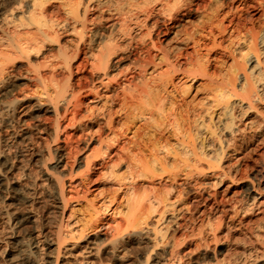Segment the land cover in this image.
<instances>
[{
  "label": "bare ground",
  "instance_id": "bare-ground-1",
  "mask_svg": "<svg viewBox=\"0 0 264 264\" xmlns=\"http://www.w3.org/2000/svg\"><path fill=\"white\" fill-rule=\"evenodd\" d=\"M235 3H238L236 8L233 7ZM259 12L261 15L256 17ZM260 17L264 19V0H0L1 82L13 74L14 69L10 72L9 65L12 64L13 68L15 60H29L38 56L27 64L33 75L27 76L26 83L38 95L35 118L44 123L39 131L47 133L50 143L62 138L64 154H53L58 163L65 156L80 151L78 136L83 134L74 136L69 132L70 128L76 122L83 123V120L97 122L96 118L101 116L102 122L99 121L97 131L94 130L98 133L95 138L97 149L92 148L94 152L92 155V151L88 153L90 157H83L85 179L74 184L77 188H84L82 194V191L76 193L77 198H82L89 189L91 176H88L93 168L99 165L110 173L111 155L115 153L119 160L122 156L120 153L125 146L124 143L120 144L121 137L114 130V123L124 119V122L143 121L145 128L155 124L151 126L155 132L152 138L130 139L129 143L138 145V150L133 155L137 157L135 164L126 167L129 173L118 179L115 175L112 177L119 183L117 189L122 191L125 207L121 221L117 219L115 223L114 237L106 240L108 252H114V245L125 237V233L126 237L138 233V227L145 221L144 215L156 210L160 219L170 208L172 211L173 202L161 193L162 189L157 194L152 193L151 189L152 195L149 194L150 189L145 190L140 181L143 178L163 175L169 181V191L177 196L173 199L186 198L181 202V207L185 206L187 212L197 211L194 208L201 203L206 208L205 212L200 210L207 215V221L209 213L218 214L216 221L220 225L226 221L229 207L225 208L224 199L222 201L221 197L219 200V194L216 198L215 194H210L212 192L204 197L202 192L208 185L221 186L223 180L225 183L224 178H228L227 168L223 166V160L229 156L226 150L230 148V151L236 152L246 146H243V141L251 127L240 130L235 126L237 121H246L249 115L255 113V118L260 121L255 126L256 136H262L264 131V114L259 112V107H264V22L261 26L257 25ZM193 18L196 19L195 24L190 22ZM173 42L177 43L176 46L170 45ZM86 53L89 55L86 56ZM81 56L83 58L80 60ZM224 59L231 63L227 64L228 61ZM96 104L101 105L100 110L95 106L99 116L91 107ZM45 110L53 114L52 119L42 118L40 113ZM157 119L162 120L159 124L156 122L158 125L155 123V120L159 121ZM248 124L250 121L244 125ZM105 129L108 134L103 136L101 132ZM164 131L175 138L172 142L174 148H169L171 138H164ZM222 134L226 137L223 138ZM239 136L241 138H237ZM150 147L152 150H157V147L161 149L164 157L154 158L152 164H146L141 156L138 157L139 150ZM166 156H171V163L165 161ZM39 157L43 165L46 160H52V153L48 151L46 156L39 154ZM58 163L50 168L54 173L44 172L45 181L52 187L53 192L50 193H54L52 206L59 212L57 223L54 219L52 231L41 236L42 240L39 238L42 231H39L28 245L30 249L22 246L19 254L14 252L10 236L1 234L0 264H39L37 256L41 254V246H45V264H102V258L96 263L76 257L82 255L92 260L101 257L97 249L77 248L88 222L95 220L99 211L96 209L88 219L84 217L86 221L83 220L82 225L81 220L68 214V201L73 197L64 194V184L60 179L71 175L72 170L67 175H55ZM214 167L219 171H209L213 178L203 184L204 170H213ZM14 168L11 160L0 153V218L10 229L19 222H34L30 210L17 211L12 205L19 200L25 203L36 201L29 193L30 187L9 175ZM111 176L110 173L107 178ZM189 186L196 193L193 191L194 196L186 197L188 194H185V190ZM255 193L261 197L259 188ZM252 199L253 203L255 197ZM233 207L234 204L230 206L232 210ZM238 210H233L234 216ZM172 214L169 213L166 218L171 220L174 217ZM216 234L214 232L213 235ZM154 236L158 238V243L164 239L158 234ZM141 264H150L149 256Z\"/></svg>",
  "mask_w": 264,
  "mask_h": 264
},
{
  "label": "rangeland",
  "instance_id": "rangeland-1",
  "mask_svg": "<svg viewBox=\"0 0 264 264\" xmlns=\"http://www.w3.org/2000/svg\"><path fill=\"white\" fill-rule=\"evenodd\" d=\"M237 5L238 3H235L233 7L235 6L236 8ZM259 15H261V12H259L256 15V17H258ZM190 22L191 23L193 22L195 24L196 19L193 18ZM263 22H264L263 17L262 18L260 17V19L257 22V25L261 26ZM172 44L176 46L177 43L175 42L170 43L171 46H174ZM203 53L205 54V51H202V54ZM88 55L89 54L86 53V56ZM82 56L80 60L83 58ZM36 58H38V56L30 57L29 60L25 58L17 59V61L15 60L13 64V68H11L12 64L9 65L10 72H12L11 70L14 69V72L10 76V78L5 82H1V76H0V153L3 156H7L15 166L14 170L9 175L12 176L13 178H19L22 185L30 187L31 190H29V193L33 194V196L36 198V201L33 203H25L24 201L19 200L12 205L13 208L17 211L18 210L22 211L24 209L30 210L34 217L33 223L30 221L21 222V223L19 222L18 224L16 223L12 229H10L8 224L3 222V220L0 218V235L2 234V236L4 235L10 236L11 246L14 252H16V254H19V250L22 249V246L25 249H30L28 245L34 240V237L37 236V233L39 231H42L39 238L41 236L43 237L45 234L47 235L50 234V232L52 231L51 225L53 226L54 222L59 218L58 210L56 209L55 206H52L54 205V199H53L54 193H50L52 191L51 190L52 187H50V184H48V182L45 181L44 172L54 173V171H52L50 168L51 166H53L58 162L56 161V156H54L53 154L62 155L64 154V150L62 149V145H63L61 140L62 138L59 139L57 142L50 143V141H48L47 133L43 134L39 131V129L44 127V123L37 121V119L35 118L36 115L35 104L37 102L38 95H36L37 93L34 90L29 88V84L26 82H27V78L33 75L30 74L33 71L30 67H28L27 64L30 60L34 61ZM224 60L228 61L227 64L231 63L230 60L228 59H224ZM199 82L201 83V81ZM81 97L82 96H80V98ZM12 100L13 102H11ZM95 106L96 108H98V110H100L99 108L101 105L100 104L91 105V107L94 108L95 111H97L96 115H98L99 112L98 110H96ZM85 108L86 107L84 106L83 111ZM259 112L264 114V107L260 106ZM41 114H42V118H46V119L53 118V114L48 113L46 110L41 112L40 115ZM253 114L254 115L252 114L249 115L250 117H248L246 121L241 120L236 122L235 126L240 130L241 128L244 127H248V128L251 127V129H248L246 138L243 141L244 143L243 146L246 145L244 148L242 147L241 149L236 150V152L232 151V149L231 152L229 150L230 148L226 150L229 156L225 158V161L223 160L224 163L223 166L224 167L226 166L225 169L227 168L226 170L228 171L229 174H228V178L227 177L224 178L225 183L223 180L222 182L223 184H221V186L212 187L211 185H208L206 189L203 190L202 192V195L204 197L207 196L206 194L212 192L210 194H215L216 198L219 197V200H221L220 199L221 197H222V201L224 199L223 203L225 205V208L227 209V207H229V211H230V212L228 211L226 215L228 214L230 215H228V217L225 215L226 221H223L222 223L223 225L218 224V221H216L217 219L216 216L218 215L217 213L216 214L213 213L214 215L212 213H209L208 221H207V215L205 213H202L206 211V208L202 206L203 204L201 203L199 204L200 207H198L199 205H197L198 208L197 207L194 208L197 209V211L192 210L195 214L192 211L187 212V209H184L186 208L185 206L182 208L181 202L184 199L186 200V198L182 197L180 199L179 198L175 199L177 196L176 194L173 195L171 191H169L170 188L168 189L167 186L169 181L165 180L163 178V175H159V177L155 176L150 179L143 178L140 181L143 185V188L146 187L145 190L147 189L148 191L150 189L148 191L149 194L151 195L152 193L157 194L158 191L162 189L161 193H163L165 197L166 195L168 196V199L173 202L174 208L172 207V211H170L171 210L170 208L169 210L170 212L168 211V213L166 212L167 214L166 213L163 214L164 216H162V218L160 219L158 212L156 210H155L156 213L155 211L153 212L152 210L148 214L144 215V218L145 217L146 218L144 223L141 224L140 227H138L137 229L138 233L130 236L127 235L126 237L125 234L127 233L124 232L125 234L123 233L124 234L123 236L125 237H122L123 239H119L118 240L119 242L118 241L116 242L118 244L114 245L115 249L113 253L108 252V247L106 244L110 238L114 237L113 236L115 235L114 228L116 226L115 223L121 221L120 219H122V217L120 216L122 215L121 213L123 212L125 207L124 199L122 197L123 196L122 191L121 190L119 191V189H117L118 187L117 184L119 183L118 181L116 182V178L118 179L119 176L120 177L126 176L129 173V171L126 168L127 165L129 166L135 164V160L137 159V157L134 158L133 155L136 154L135 151L138 150L137 149L138 145L135 146L134 143H131L132 144L131 145L129 143L131 141L130 139L135 140L136 138H143L144 140H146L149 139V136L150 138H152L155 132H154V128H151V126L153 127L155 124L154 125L150 124V126H146L145 128V125H143V121L140 122L139 120H136L137 122L136 123L135 121L131 122L129 120L124 122L125 121L124 119H121L119 121L117 120L118 123L117 122H116L117 124L114 123L113 128L114 130H116L118 136L120 134V137L122 139V140L120 139V144L124 143L125 149L120 153L122 156L118 155V157L121 156L120 160L119 158H116L115 153L114 155H111L113 156V160L111 163L112 164L111 167H109V172L111 173L112 176L107 178L108 176H110V173L105 172L104 168H101L99 165H97L98 167L96 166L91 170V172H89L88 178L91 176L89 178L90 183L93 180L92 184L89 183L88 185L89 189L87 188L88 190L84 192L82 198L81 197L77 198L76 193L78 191L79 192L82 191L80 193L82 194L84 188L80 189V186H78L79 188H77V186L74 184L80 182V180L85 179L84 176L85 168H84L83 157L85 156L90 157L94 152L93 150L97 149L95 138L98 133L96 134L95 132L97 131L96 129L98 127L97 125H99L100 122H102V120L100 118L101 116L98 117L99 116L98 115L97 116L98 118H96L97 122H92L89 120H83V123L76 122V124H74V126L70 128V131L69 129L68 131L70 133L75 134L74 136L76 135L78 136L82 134L84 135V136L83 135L78 136L80 137L78 141V147L80 151L77 154L73 153L71 156L68 157L67 155L65 156V158L61 159V162L57 164L58 169L57 171H55V175H59V176L67 175V173L72 170L71 175L62 177L60 180L63 181L64 184V194L67 196L71 195L73 197V200L68 201V206H69L68 214L73 216V218L75 217L77 220H81L80 221L81 225L83 223V220L86 221L84 217L89 218L96 209L99 211L97 216H95V220L97 221L92 219L91 222L90 221L88 222L89 227L88 226L86 227L87 230H85V232L83 233V238L79 241V246L77 248L81 250L83 248H85V250H88L87 248H94L99 251L98 256H101L99 258L97 257L95 260H92V258L88 259L86 257H83L82 255H77L76 257L78 258V260L94 261L97 263V261L99 262V259L102 258L101 259L102 264H141L142 260H144L146 256H149L150 264H263L264 263V214H263L264 212L263 210L264 209V198H263L264 197V142H263L264 131L262 136L260 137L256 136L257 131L255 129L256 128L255 126L257 124H260V121L255 118L256 114L255 113ZM157 120L159 121L155 120V123L157 122L158 124L161 123L162 121L160 119ZM248 121H250V124L244 125ZM157 123L156 125H158ZM5 129L7 130L4 131ZM94 130L96 131L94 132ZM168 131H164L163 132L164 135L162 134V136H165L164 138H171L169 139V144H170L169 148H174L175 145L172 144V142L174 143L175 138L171 136ZM101 133L103 136H106V134H108V130L107 129L102 130ZM141 133H143V135ZM92 134L94 135L96 134L95 137ZM167 134H169L170 137ZM134 135L137 136L135 137ZM247 135L249 139H247ZM221 136L223 138L226 137L225 134L224 136L223 134ZM132 137H134L135 139ZM237 138H241V137L239 136ZM75 140L76 139H74V141ZM253 147H255V150ZM156 149L157 150L154 149L152 150L151 147L148 149L145 148L140 149L139 150L140 153L138 157L141 156L143 158L144 163L146 162L147 164L149 162L148 164H152L151 161H153L154 158L159 159L161 158V156L164 157L162 154L164 152L162 151L160 153L161 149H158V147ZM243 149H246L247 151ZM48 151L52 153V160L50 161L46 160V162L42 165V158L39 157V154L46 156ZM90 152L91 155H88V153ZM166 157L168 161L166 159L165 161L171 163L169 162L172 161L171 156H166ZM229 164L230 167L232 165L233 166L230 168ZM228 168L231 172L228 170ZM205 170H204L205 174L202 176L203 184L205 182L210 181V179L213 178V176H211L212 172L209 171H214V172L219 171V169H216V167H214L213 170L211 169L210 170L205 169ZM230 173L232 174V176H230L231 175ZM113 175H115L116 177L115 179L113 178L114 180L112 179ZM189 188L190 186L185 190V194H188L187 196L185 195L186 197L194 196L196 193V190L193 187H191L190 189ZM207 188L208 189L211 188V189L208 190ZM257 188H259L261 192V197L259 195L257 196V194L255 193ZM151 189H153V192ZM193 191L195 193L192 194ZM48 192L50 193V195ZM168 192H170L171 195ZM75 197L76 199H74ZM173 197L175 198L173 199ZM252 197H255L253 203H252L253 200ZM176 200L177 201L181 200V201L177 202ZM238 200L241 203L238 202ZM102 201H104L105 207ZM171 201L169 203H172ZM228 202H231V204ZM233 204H234L233 210L235 208H237L238 210L239 208V210L236 211V214L237 213L238 214L235 216H234L235 213H233L234 211L232 210V208H230V206ZM177 207L179 208V210ZM241 207L244 208V213H243V208ZM200 209L201 210L203 209L202 212ZM246 209L249 210L247 211ZM120 210H121L120 213L117 212ZM177 211L178 212L181 211L180 213L182 215V219H180L181 215H179L180 213L178 214ZM169 213L170 214L173 213L172 216H174L171 217V220L170 218H166L169 216ZM229 216L232 217L230 218V220H229ZM196 217H200V218H196ZM117 219L119 220L117 221ZM193 219L195 223H193ZM209 219L212 220V222ZM168 220L169 223L167 222ZM179 220H182L183 222ZM205 222L207 223V225ZM56 223L57 221L55 222V224ZM201 223H203L202 226H200ZM110 226H112L113 228ZM187 226L188 228H186ZM220 226L221 227L224 226V228H221ZM156 228H159L158 229L159 231H156ZM200 228L201 230H199ZM207 228L208 230H206ZM247 228L250 229L248 230ZM217 229L219 230V232ZM225 230L228 232L226 233ZM196 231L197 233H195ZM191 232L194 233L192 234ZM214 232L218 234L214 236L213 235ZM154 234H158L159 237L164 236L165 240L163 239L162 242L158 243L157 241L158 238L155 239ZM200 238L202 239L200 240ZM42 239L43 238H40V240ZM173 249L174 250L176 249V251H174ZM37 260L39 264H45V246H41V254L37 256ZM21 264H29V263L22 262Z\"/></svg>",
  "mask_w": 264,
  "mask_h": 264
}]
</instances>
